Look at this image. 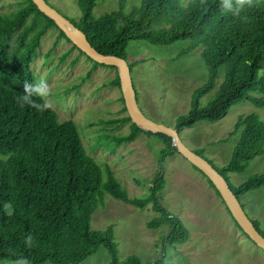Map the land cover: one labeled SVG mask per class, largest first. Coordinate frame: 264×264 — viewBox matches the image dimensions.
<instances>
[{
    "label": "trees",
    "instance_id": "16d2710c",
    "mask_svg": "<svg viewBox=\"0 0 264 264\" xmlns=\"http://www.w3.org/2000/svg\"><path fill=\"white\" fill-rule=\"evenodd\" d=\"M96 1L76 0L79 18L69 19L101 53L127 59L129 41L138 39L160 45L187 40L177 57L200 47L207 80L193 91L190 108L176 118L173 127L178 131L199 120H217L242 100L264 106V0H252V6L245 5L238 15L225 12L220 0H140L127 13L125 0H119L118 10L94 17ZM53 27L56 40L70 41L31 0H21L12 12H0V264L18 258L30 264H80L101 245L107 249L109 264H142L135 254L119 260L112 225L92 229L91 215L105 193L141 208L151 203L158 215L146 225H166V243L186 241L187 228L160 201L161 173L153 176L148 196L130 197L109 164L97 162L87 152L72 119L60 120L53 108L39 112L18 103L24 82H36L30 66L42 36ZM139 62H128L130 72ZM220 68L223 81L201 106L200 98L214 88ZM108 82L119 87L117 71ZM120 99L125 114L106 121L130 122L129 132L109 134L111 139L119 144L144 133L160 140L162 156L176 152L169 135L134 124L122 95ZM235 131L240 133L229 161L219 169L214 166L225 180L228 172H243L252 158L264 153V122L257 115H239L231 133ZM194 151L202 155L201 149ZM206 180L220 196L212 181ZM227 182L239 199L240 194L264 185V171L237 186ZM28 236L33 238L31 247L26 244ZM162 257L147 264H163Z\"/></svg>",
    "mask_w": 264,
    "mask_h": 264
},
{
    "label": "rangeland",
    "instance_id": "374dc122",
    "mask_svg": "<svg viewBox=\"0 0 264 264\" xmlns=\"http://www.w3.org/2000/svg\"><path fill=\"white\" fill-rule=\"evenodd\" d=\"M46 1L66 17L79 18L76 0ZM139 4L140 0H125L123 11L127 13ZM20 5L21 0H0V12H12ZM118 8L119 0H97L92 16ZM56 37V28L47 30L30 68L36 81L45 79L50 85V101L58 118L75 122L87 152L97 162L109 164L128 196H148L153 176L161 173L164 185L159 192L160 201L188 230L186 241L166 243L163 241L166 225L158 228L146 225L158 215L151 203L141 208L105 193L91 215L90 226L104 229L112 225L119 260L135 254L142 264L162 256L163 264H264V249L235 224L207 177L178 151L162 156V143L154 135L141 133L119 144L108 136L129 132L130 122L106 121L125 114L121 110L120 87L108 82L115 76L116 68L94 65L84 53L72 48L70 41ZM187 42L178 40L160 45L138 39L130 40L126 48L129 63L141 60L131 70L140 109L147 117L171 126L190 108L193 91L207 80L200 47L177 57ZM222 73L220 68L214 88L200 98L201 106L223 81ZM249 114L264 122V106L242 100L230 106L219 119L199 120L178 132L189 148L201 149L202 155L219 169L229 161L239 137V131L231 133L234 123L239 115ZM263 171L264 153L252 158L243 172H228L227 180L237 186L250 175ZM239 201L264 234V185L240 194ZM1 264H13V261L3 260ZM80 264H109L107 249L101 245Z\"/></svg>",
    "mask_w": 264,
    "mask_h": 264
},
{
    "label": "water",
    "instance_id": "95a60500",
    "mask_svg": "<svg viewBox=\"0 0 264 264\" xmlns=\"http://www.w3.org/2000/svg\"><path fill=\"white\" fill-rule=\"evenodd\" d=\"M31 1L41 12L51 18L57 27L64 32L70 42L80 49L86 56L99 64L111 65L116 68L115 71H117L124 106L131 121L141 129L152 132H162L169 135L172 139V144L176 147V151L212 181L232 218L245 235H247L258 247L264 249V235L260 233L246 214L239 199L230 188L227 180H225L226 178L206 157L189 148L181 139L179 132L175 127L163 122L155 121L142 112L137 103L136 91L133 85L128 61L118 55L101 53L96 50L88 41L85 33L46 0Z\"/></svg>",
    "mask_w": 264,
    "mask_h": 264
},
{
    "label": "clouds",
    "instance_id": "9594fccd",
    "mask_svg": "<svg viewBox=\"0 0 264 264\" xmlns=\"http://www.w3.org/2000/svg\"><path fill=\"white\" fill-rule=\"evenodd\" d=\"M203 2V0H202ZM221 8L225 12L238 15L245 5L252 6V0H220ZM52 89L47 80L40 79L36 82L25 81L23 85V94L17 98L21 107L25 105L34 108L39 112H44L53 107L50 97ZM33 238L28 236L26 244L31 247ZM13 264H30L25 258L16 259Z\"/></svg>",
    "mask_w": 264,
    "mask_h": 264
},
{
    "label": "crops",
    "instance_id": "0c3cea01",
    "mask_svg": "<svg viewBox=\"0 0 264 264\" xmlns=\"http://www.w3.org/2000/svg\"><path fill=\"white\" fill-rule=\"evenodd\" d=\"M208 159V158H207ZM198 169V168H197ZM199 170V169H198ZM202 172V171H201ZM203 173V172H202ZM213 188V187H212ZM213 190H214V188H213ZM215 191V190H214ZM216 193V192H215ZM223 203V202H222ZM223 205H224V207L226 206L224 203H223ZM225 209H226V207H225ZM228 212V211H227ZM229 213V212H228ZM231 216V215H230Z\"/></svg>",
    "mask_w": 264,
    "mask_h": 264
}]
</instances>
